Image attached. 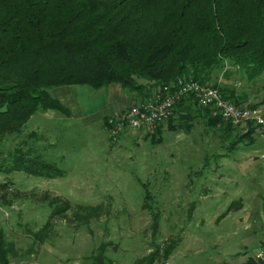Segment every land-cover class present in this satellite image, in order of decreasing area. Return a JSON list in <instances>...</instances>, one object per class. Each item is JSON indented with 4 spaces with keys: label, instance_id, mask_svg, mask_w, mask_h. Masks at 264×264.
Listing matches in <instances>:
<instances>
[{
    "label": "rangeland",
    "instance_id": "rangeland-1",
    "mask_svg": "<svg viewBox=\"0 0 264 264\" xmlns=\"http://www.w3.org/2000/svg\"><path fill=\"white\" fill-rule=\"evenodd\" d=\"M226 69L231 70L228 76L223 75ZM216 72L209 85L228 84L235 89L227 92L231 99L264 114V72L253 80L237 66ZM50 92L54 95V87ZM185 120L176 114L154 128L113 137L95 118L77 120L56 110L34 114L20 135L0 145V167L9 149L33 144L66 174L45 178L0 170V184L8 183V189L0 190V229L17 254L10 264H95L101 244L104 264H134L171 238L177 246L155 264L256 259L264 248L263 137L256 128L230 152L224 127H208L202 116ZM249 123L233 126V133L245 131ZM148 192L159 212L157 229L143 207ZM46 193L69 200L71 208L50 218ZM77 204L100 205L99 216L79 221L75 214L84 211ZM48 221L42 244L35 233Z\"/></svg>",
    "mask_w": 264,
    "mask_h": 264
},
{
    "label": "trees",
    "instance_id": "trees-1",
    "mask_svg": "<svg viewBox=\"0 0 264 264\" xmlns=\"http://www.w3.org/2000/svg\"><path fill=\"white\" fill-rule=\"evenodd\" d=\"M226 65L237 66L251 80L264 72V0H0V145L8 136L20 135L39 111L69 113L51 94L53 87L100 88L119 82L144 99L179 78L191 76L209 84ZM227 69L223 75L231 73ZM213 86L227 99V92L235 90L228 84ZM196 103L194 97H184L169 119L176 114L184 120L202 116L208 127H224L230 152L257 130L249 123L245 131L234 134L236 127ZM180 127L191 129L188 124ZM5 160L0 170L7 173L22 170L45 178L66 174L33 144L15 145ZM1 189H8V183L0 184ZM44 198L51 207L50 218L71 208L61 196L46 193ZM151 198L148 192L143 207L152 213L157 229L159 212ZM77 206L84 212L75 216L83 223L99 216L101 209ZM49 224L35 233L39 243L46 241ZM177 244L173 238L155 244L134 264L166 259ZM13 246L0 229V264H10L11 256H17ZM104 252L101 244L95 264H104Z\"/></svg>",
    "mask_w": 264,
    "mask_h": 264
},
{
    "label": "built area",
    "instance_id": "built-area-1",
    "mask_svg": "<svg viewBox=\"0 0 264 264\" xmlns=\"http://www.w3.org/2000/svg\"><path fill=\"white\" fill-rule=\"evenodd\" d=\"M188 96L194 97L199 105L210 107L212 116H220L233 126L253 123L264 139V114L261 108L227 99L219 87L193 78H179L155 88L144 99L108 116L106 127L113 137L127 131L154 128L173 116L175 105ZM256 253V257L264 261V248Z\"/></svg>",
    "mask_w": 264,
    "mask_h": 264
},
{
    "label": "crops",
    "instance_id": "crops-1",
    "mask_svg": "<svg viewBox=\"0 0 264 264\" xmlns=\"http://www.w3.org/2000/svg\"><path fill=\"white\" fill-rule=\"evenodd\" d=\"M54 89L53 96L69 109L68 114H62L77 120H87V122L95 118L97 121H101L103 125H106L104 121L107 120L108 116L127 109L142 99L140 94L129 92L119 82H112L100 88L71 84L54 87ZM249 91L246 90L245 93L248 94ZM247 94H243L244 99L248 98ZM248 101L252 102V98Z\"/></svg>",
    "mask_w": 264,
    "mask_h": 264
}]
</instances>
